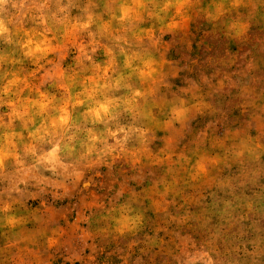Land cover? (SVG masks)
I'll list each match as a JSON object with an SVG mask.
<instances>
[{
	"label": "rangeland",
	"instance_id": "obj_1",
	"mask_svg": "<svg viewBox=\"0 0 264 264\" xmlns=\"http://www.w3.org/2000/svg\"><path fill=\"white\" fill-rule=\"evenodd\" d=\"M0 264H264V0H0Z\"/></svg>",
	"mask_w": 264,
	"mask_h": 264
}]
</instances>
